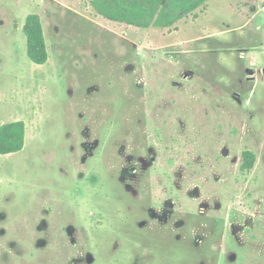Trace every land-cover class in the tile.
<instances>
[{
  "label": "rangeland",
  "instance_id": "374dc122",
  "mask_svg": "<svg viewBox=\"0 0 264 264\" xmlns=\"http://www.w3.org/2000/svg\"><path fill=\"white\" fill-rule=\"evenodd\" d=\"M195 1L139 28L0 0V125L26 123L0 155V264H264V0Z\"/></svg>",
  "mask_w": 264,
  "mask_h": 264
},
{
  "label": "trees",
  "instance_id": "16d2710c",
  "mask_svg": "<svg viewBox=\"0 0 264 264\" xmlns=\"http://www.w3.org/2000/svg\"><path fill=\"white\" fill-rule=\"evenodd\" d=\"M206 0H197L193 7H199ZM191 0H93L95 10L105 18L121 21L139 28L172 27L181 17L182 7ZM188 7L187 10H192ZM27 36L28 55L36 64L49 60V51L39 17L31 14L24 26ZM26 123L19 120L0 125V155L16 153L24 149Z\"/></svg>",
  "mask_w": 264,
  "mask_h": 264
},
{
  "label": "built area",
  "instance_id": "2783aa9c",
  "mask_svg": "<svg viewBox=\"0 0 264 264\" xmlns=\"http://www.w3.org/2000/svg\"><path fill=\"white\" fill-rule=\"evenodd\" d=\"M262 11L264 12V4L261 6Z\"/></svg>",
  "mask_w": 264,
  "mask_h": 264
}]
</instances>
